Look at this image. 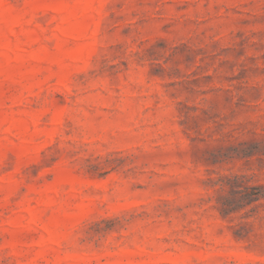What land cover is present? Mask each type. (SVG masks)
Here are the masks:
<instances>
[{"label": "rangeland", "instance_id": "374dc122", "mask_svg": "<svg viewBox=\"0 0 264 264\" xmlns=\"http://www.w3.org/2000/svg\"><path fill=\"white\" fill-rule=\"evenodd\" d=\"M231 175L264 185V0H0V264H264Z\"/></svg>", "mask_w": 264, "mask_h": 264}, {"label": "trees", "instance_id": "16d2710c", "mask_svg": "<svg viewBox=\"0 0 264 264\" xmlns=\"http://www.w3.org/2000/svg\"><path fill=\"white\" fill-rule=\"evenodd\" d=\"M221 187L227 194L219 199V210L224 216L246 211L255 212L261 203L264 206V185L254 184L242 175L225 176Z\"/></svg>", "mask_w": 264, "mask_h": 264}]
</instances>
